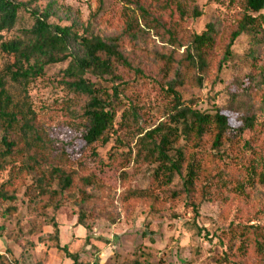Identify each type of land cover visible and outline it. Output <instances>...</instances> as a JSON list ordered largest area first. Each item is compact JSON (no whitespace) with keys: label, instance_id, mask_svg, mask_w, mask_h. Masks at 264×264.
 <instances>
[{"label":"trees","instance_id":"16d2710c","mask_svg":"<svg viewBox=\"0 0 264 264\" xmlns=\"http://www.w3.org/2000/svg\"><path fill=\"white\" fill-rule=\"evenodd\" d=\"M37 1L0 0V54L11 58L0 72V175L7 171L0 181V202L7 205V215L17 214V192L23 188L27 202L43 211L56 212L67 203L75 209V225L87 230L88 208L107 190L93 172L72 169L61 157L52 162L26 112L17 109L5 89L7 81L26 85L48 67L63 63L61 85L82 100L78 130L83 146L108 141L114 114L103 95L111 102L144 100L152 91L158 97L159 121L152 128L136 129L125 142L117 140L125 151L109 154L107 161L120 168L123 184L129 163L136 168L155 165L143 189L124 188L119 197L122 205L140 202L158 212L165 200L182 198L196 218L200 206L212 201L216 191L239 197L255 185L264 186V121L248 114L230 119L217 109L198 111L182 91L201 89L212 74L216 77L230 61L239 36H246L253 46L263 42L264 0H240V15L231 25L210 22L199 33L184 29L187 14L182 0H119L133 7L140 23L129 21L111 36L87 32L86 27L79 32L74 22L50 24L51 3L41 12L37 7L27 9ZM192 16L195 19L199 13L193 11ZM149 32L162 46L149 44ZM130 55L154 67V76L146 75ZM120 118L125 122L129 117ZM65 160L70 162L68 156ZM175 178L182 189L164 191ZM158 193L165 196L160 199ZM50 221L56 238V223ZM222 237L227 246L250 250L264 263V226L229 223ZM56 248L71 264H81L65 246ZM220 259L230 264L226 256ZM0 264L16 263L4 253ZM124 264L143 263L134 259Z\"/></svg>","mask_w":264,"mask_h":264},{"label":"rangeland","instance_id":"374dc122","mask_svg":"<svg viewBox=\"0 0 264 264\" xmlns=\"http://www.w3.org/2000/svg\"><path fill=\"white\" fill-rule=\"evenodd\" d=\"M48 3H51L48 23L68 26L74 22L80 27L79 32L86 27L87 32L111 36L129 21L137 19L140 23L133 7L119 0H38L27 9L37 7L41 12ZM182 6L187 14L183 27L188 33H199L206 24L215 21L231 25L241 12L240 0H182ZM193 11L199 13L195 19ZM260 15L264 29V7ZM149 33V44L162 46L159 38ZM231 53L230 61L221 66L216 77L212 74L201 89H183V96L193 101L191 108L201 112L217 109L230 119L236 114H248L264 121V40L253 46L246 36H239ZM130 57L134 63L140 62L146 75L154 76V67L145 66L134 55ZM9 63L11 58L0 54V72ZM64 67L65 63L50 66L26 85L7 81L5 89L17 109L26 112L52 162L61 157V162L72 169L93 172L107 190L88 208L85 230L75 225V209L67 203L56 212L43 211L37 204L28 203L24 189H20L16 215H7L4 212L7 205L0 202V253H6L16 264H71L57 246H65L68 253L78 256L81 264L93 260L98 264H124L134 259L143 264H223L221 255L230 264H264L250 250L239 252L236 244L227 246L222 237L229 223L264 226L263 185H255L239 197L225 190L216 191L212 201L200 206L196 218L182 198L165 200L158 212L140 202L122 205L119 197L124 188L143 189L155 165L136 168L129 163L124 168L123 184L120 168L107 160L111 152L125 151L119 148V140L125 142L136 129L152 128L159 121L158 97L152 91L144 100L121 98L111 102L103 95L114 114L108 141L83 146L78 130L82 100L61 85ZM129 103L134 107H129ZM121 115L129 117L128 120L123 122ZM65 156L69 157V163ZM6 173L0 175V181L6 179ZM181 189V181L175 178L164 191ZM158 195L160 199L165 196ZM50 218L57 226L56 238Z\"/></svg>","mask_w":264,"mask_h":264},{"label":"built area","instance_id":"2783aa9c","mask_svg":"<svg viewBox=\"0 0 264 264\" xmlns=\"http://www.w3.org/2000/svg\"><path fill=\"white\" fill-rule=\"evenodd\" d=\"M0 254H4V253H0Z\"/></svg>","mask_w":264,"mask_h":264}]
</instances>
